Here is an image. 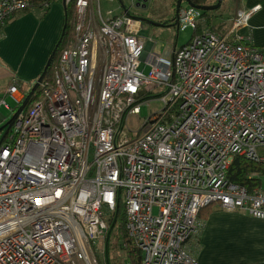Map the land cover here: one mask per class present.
Here are the masks:
<instances>
[{"label": "built area", "instance_id": "obj_1", "mask_svg": "<svg viewBox=\"0 0 264 264\" xmlns=\"http://www.w3.org/2000/svg\"><path fill=\"white\" fill-rule=\"evenodd\" d=\"M128 2L65 0L74 30L52 80L0 132V264H99L119 201L126 264H199L189 242L211 204L264 221L263 188L228 178L237 157L264 168V47L236 34L259 8L239 11L223 35L202 27L161 52L141 36L151 0ZM29 4L0 0V36ZM23 98L13 76L0 126ZM153 99L160 108L133 130Z\"/></svg>", "mask_w": 264, "mask_h": 264}, {"label": "crops", "instance_id": "obj_2", "mask_svg": "<svg viewBox=\"0 0 264 264\" xmlns=\"http://www.w3.org/2000/svg\"><path fill=\"white\" fill-rule=\"evenodd\" d=\"M253 7L259 9L236 34L246 43L264 47V0H235L229 27L239 11ZM40 13V10H32L3 29L0 36V96L13 76L22 90L29 87L40 76L59 38L64 20L62 1L51 3L43 15ZM210 210L205 220L199 219L200 229L189 242L198 263L264 264V221L246 212L224 211L217 204Z\"/></svg>", "mask_w": 264, "mask_h": 264}, {"label": "rangeland", "instance_id": "obj_3", "mask_svg": "<svg viewBox=\"0 0 264 264\" xmlns=\"http://www.w3.org/2000/svg\"><path fill=\"white\" fill-rule=\"evenodd\" d=\"M125 4L129 6L128 0H124ZM173 4L174 0H152L147 7L146 11L147 14H149L148 9L153 8L158 11L155 13L154 17L162 18L166 20L167 18H172L173 14ZM216 4V3H215ZM181 9L180 12L186 13V16L181 17L178 19V26H158L154 27L151 25L144 24L143 30L141 32V36L145 39L146 42L153 41L154 42V48L156 50H161V52L164 51V48H175L178 49L182 45H185L192 36L193 31V25L189 23V21L197 23L199 19V10H196L192 7H190L186 2H181ZM214 5V4H212ZM104 8L107 7L109 9H116V4H103ZM235 8V0H222L219 10L215 13V19L213 20V32L223 35L225 30L229 27V19L232 16V13ZM142 15L144 13H141ZM150 16V15H148ZM160 16V17H159ZM218 17V19H216ZM233 21V20H232ZM231 21V23H232ZM158 24V23H157ZM168 59H171V54L167 55ZM140 70L143 71L144 74H147L149 71V67L142 63ZM28 88V87H26ZM24 88L23 90H25ZM5 94V93H4ZM148 99V98H147ZM7 103L10 106H13V103L11 100L7 99ZM161 106V103L157 100H149V102H141L140 107V114L137 116H133L131 118L132 129L136 130L137 126L136 123H142L144 120H146L150 116V112H156ZM10 116V113L5 110L4 108L0 109V117L1 118H8ZM0 118V123H1ZM4 122H2L3 124ZM1 124V125H2ZM258 155L264 156V147L258 148L257 150ZM261 182H258L257 186H260L264 190V175L261 178ZM225 211V210H224ZM108 250L107 255L102 248L97 249L96 254L99 258V264H126L128 261V258L125 256L124 252L121 249L120 243L121 241L114 237H109L108 239ZM101 247V245L99 246ZM107 259V260H106Z\"/></svg>", "mask_w": 264, "mask_h": 264}, {"label": "trees", "instance_id": "obj_4", "mask_svg": "<svg viewBox=\"0 0 264 264\" xmlns=\"http://www.w3.org/2000/svg\"><path fill=\"white\" fill-rule=\"evenodd\" d=\"M60 0H30V4L29 6L17 13L15 16L16 18H20L21 16L31 12L32 10H40L41 13L40 15H43L44 12H46L50 6L51 3L53 2H57ZM152 1V0H151ZM176 1L174 0V4H173V14L171 15L172 18H167L166 20H162V18H158V17H154L155 13H157L158 11H156L154 9V7L149 8L148 12H149V18L148 20L153 21L154 23H158L161 25H166L168 23H172L173 26H177V18L175 16V7H176ZM190 2L194 5H200V6H208V5H212L215 4L217 2V0H190ZM73 5L71 3L67 4L64 8V20H63V29L59 35V38L54 46V48L57 46L55 55L51 61V65L49 66L47 73L42 81V86L46 83H50L52 80V65L54 63V61L56 60L58 53L60 51V49L62 48L64 42L72 35L73 30H74V10H73ZM181 9V6H180ZM219 10V8L212 10V11H199V19L198 22L196 23V25L193 27V31H192V36L198 34L201 32V26H203L204 28L213 31V20L215 19V13ZM218 19V17L216 18ZM239 43L241 44H245L246 42H244L243 40H240ZM35 82V81H34ZM34 82L25 90H22L24 98L27 96V94L29 93L31 87L33 86ZM42 86H40L37 91L34 93V95L31 97L28 105L25 107V111H28L31 106L34 104V102L39 98V95L41 93V89ZM23 98V100H24ZM258 171L260 172V174L264 175V168L262 167H258V166H254L250 163H247L245 161H243L241 158L237 157L234 158L233 163L230 167V170L228 171V178L229 180L237 185L240 186H244V187H248L251 188L254 185H258V180H250L248 179V175L251 172H255ZM214 204L208 205L205 208H203L200 212H199V219L205 220L208 215L211 212V207ZM112 231L110 234V237H114L117 240L119 239L121 242L125 239L126 237V232H125V215H124V210H123V203L121 201L118 202L117 208L115 210V213L113 215V221H112ZM108 246L109 243L107 242L106 245V250H108ZM121 246V243H120ZM106 255H107V251H106ZM107 260V259H106ZM108 264V262H107Z\"/></svg>", "mask_w": 264, "mask_h": 264}, {"label": "water", "instance_id": "obj_5", "mask_svg": "<svg viewBox=\"0 0 264 264\" xmlns=\"http://www.w3.org/2000/svg\"><path fill=\"white\" fill-rule=\"evenodd\" d=\"M62 1V5H63V8H65L66 6V3H65V0H61ZM183 0H177L176 1V7H175V16L177 18V26H178V13H179V10H180V4ZM190 7L196 9V10H199V11H212V10H215L217 8L220 7V4H221V1L222 0H217L216 4L214 5H208V6H200V5H194L190 2V0H184ZM141 20L147 24V25H151V26H154V27H160V26H163L161 24H157V23H154L153 21H150L148 19H145V18H141ZM56 49H57V46L55 48H53L40 76L35 80L33 86L31 87L29 93L27 94V96L24 98V100L22 101L21 105L18 107V109L15 111V113L13 114V116L8 120L6 121L3 125L0 126V132L4 130L3 132V136L7 133L8 129L10 128V126L12 125L14 119L18 116V114L28 105L31 97L34 95V93L37 91V89L40 87L46 73H47V70L49 68V66L51 65V61L55 55V52H56ZM146 49H148V47H146Z\"/></svg>", "mask_w": 264, "mask_h": 264}, {"label": "flooded vegetation", "instance_id": "obj_6", "mask_svg": "<svg viewBox=\"0 0 264 264\" xmlns=\"http://www.w3.org/2000/svg\"><path fill=\"white\" fill-rule=\"evenodd\" d=\"M183 2H185L184 0H183ZM147 9V8H146ZM146 9H144L143 11H142V13H144L143 15L141 14V16H142V18H145V19H148L149 18V14H147V11H146ZM162 20H164V19H162ZM169 25H172V23L170 22V23H168V24H166V25H164V26H169Z\"/></svg>", "mask_w": 264, "mask_h": 264}]
</instances>
